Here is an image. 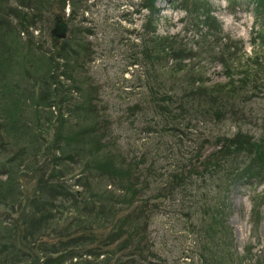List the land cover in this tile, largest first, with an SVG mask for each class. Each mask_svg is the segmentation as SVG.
I'll return each mask as SVG.
<instances>
[{
  "label": "rangeland",
  "instance_id": "1",
  "mask_svg": "<svg viewBox=\"0 0 264 264\" xmlns=\"http://www.w3.org/2000/svg\"><path fill=\"white\" fill-rule=\"evenodd\" d=\"M11 1L9 5L18 4ZM192 1L155 0L149 14V11L141 8L142 0H67L66 3L50 0L53 13L59 14L63 21L68 20L73 10L72 26L68 25L65 34L69 37V29L78 28L76 39L80 40L81 46L79 41L70 45H74L71 53L79 50L74 57L84 59L86 55L79 77L83 79L85 76L88 83H82L81 87H95L100 101L107 103L114 130L122 136L126 152L135 160L141 161L146 157L147 162L154 163L157 169L171 165L186 171L190 163H198L196 157L199 152H202V156L216 148L212 143L213 138H209L216 134L231 136L239 131L250 143L264 132V89L252 93L248 96V102L239 105L244 106L245 116L234 111L228 119H215L211 115V119L199 121L192 116L189 122L175 119L177 123L169 115L159 113L162 81L178 86L175 80H180L183 73L188 71L195 80L203 81L209 87L225 84L233 78L236 80L252 75L250 72L254 69L256 58H264V37H258L264 23L262 15L256 11V0H203L204 8L208 5L214 17V20L206 23L201 16L203 12L199 14L201 22H196L194 14L186 10L188 5L193 6ZM53 13L48 14L51 27L44 26L42 29L40 25V29L33 32L37 36L35 39L47 51L36 56L31 54L37 66L50 60L47 55L56 45L59 44L56 48L59 51V47L65 43V39L60 37L62 21L55 25ZM147 18L156 20L157 35L171 36L194 51V54L178 59L183 67L178 74L171 76L166 72L167 66L174 63L171 58L155 62L154 66L146 62L143 52L148 50V43L145 37H151L146 31ZM201 34L207 36L204 46L207 50L203 52L197 46L202 39ZM222 54L227 58L226 65L220 61ZM22 66H9L8 69L13 71L7 80L13 84L0 86V220H3L0 223V264H95L93 256L86 255V251L91 249L88 246L75 248L83 252L81 257L85 260H81L82 263L77 257L68 255L56 258L62 252V247L75 246L84 239L81 230L71 222L70 215L64 212L58 224H50L51 227L45 229L39 226L46 222L45 216L40 219L34 208L31 211L19 208L20 203L28 204L29 198L36 193L41 175L50 176L54 156L59 154L50 146L55 133L56 108L46 107L52 100L45 91V87H50L49 83H44L43 78L37 80L41 77L39 70L30 71L28 75ZM254 77L256 87H264V66L258 69ZM250 81L248 79L247 87H254L255 82ZM171 88L178 90L180 87ZM34 92L33 96L39 94V109L30 101L29 95ZM134 105H137L136 109L132 108ZM36 132L41 134V139L34 135ZM247 149L249 147L240 149L235 160L248 162L250 155ZM68 163L57 167L60 168L61 179L69 186L75 182V178L73 169H65L70 167L71 163ZM184 163L186 169L182 166ZM151 179L157 185L162 184L160 177L151 176ZM197 183L199 185H188L186 189L177 186L171 192L166 190L153 200L159 207L149 227L154 256L146 263L205 264L202 260L203 249L207 246L205 233L198 231L200 217L204 214L190 208L195 199L206 191V187L200 185L202 182ZM72 188L80 189L76 185ZM40 196L46 203L51 198V192L46 190ZM263 196L264 182L258 179L229 185L223 195L221 206L224 210L222 221L225 234H220L219 241L222 248L225 247L223 250L230 248L234 252L235 264H264ZM15 201H19V204ZM37 202L39 205V200ZM253 205L259 207L256 224L250 221ZM23 212L27 213L26 222L22 224L26 248L19 243V235L11 228L12 225L10 229L7 227L10 220H16ZM54 213L59 216L58 210ZM225 228L229 229L230 234ZM245 254L247 257L243 258ZM101 258L102 255L99 260ZM226 262L218 260L213 264Z\"/></svg>",
  "mask_w": 264,
  "mask_h": 264
},
{
  "label": "trees",
  "instance_id": "2",
  "mask_svg": "<svg viewBox=\"0 0 264 264\" xmlns=\"http://www.w3.org/2000/svg\"><path fill=\"white\" fill-rule=\"evenodd\" d=\"M14 1L18 4L13 6L9 5L10 2L12 3L11 0H0V86L9 87L13 84L11 82L9 84L7 80L9 73L13 71L8 69L9 66L13 68V65H23L22 68L28 75L30 71L41 72V77L37 80L43 78L44 83H49L50 87H45V91L52 99L46 107L56 108L55 133L50 146L61 154L54 156V166L51 168L50 176L41 175L35 191V194H39L30 197L28 204L22 205L19 201L15 203L19 204L22 210L31 211L34 208L35 214L39 215L40 219L45 216L46 222L39 224L45 229L51 227L50 224H58L64 212L71 216V222L81 230L84 239L75 246L62 247V252L56 258L68 255L71 258L77 257L79 263H82L81 260H85L81 257L83 252H78L75 248L88 246L91 249L86 251V255L93 256L95 264L98 262L148 264L146 261L154 256L149 235L150 221L159 208L153 200L166 190L171 192L177 186L186 189L188 185L202 182L200 185L205 186L206 191L199 199H195L190 207L204 214L200 217L201 222L198 225V231L205 233L204 240L207 245L203 249L202 260L205 264H213L218 260L227 261L226 264H235L234 252L230 248L223 250L225 247L222 248L219 241L220 234H225L222 199L229 185L245 183L251 179L264 182L262 180L264 179V132L250 143L239 131L231 136L216 134L209 137L213 138L212 143L216 148L202 156V152H199L196 165L190 163L186 169L184 163L182 166L186 171L175 169L171 165L157 169L154 163L147 162L146 157L141 161L135 160L124 149L120 133L114 130V121L107 103L100 101L95 87H81L82 83H88V78L79 77L81 68L86 62V55L84 59H81V56L74 57L79 50L74 54L71 53L74 45H70L79 41L78 44L81 46L80 40L76 39L78 28L69 29V37L65 34L68 25L72 26L70 22L73 10L68 20L63 21L59 14L53 13L54 7L50 4V0ZM60 1L66 3L67 0ZM154 1L142 0L141 8L152 12ZM192 3L193 6L188 5L186 10L189 14H194L196 22H201L199 17L201 12L205 23L214 20L208 5L204 8L203 0H193ZM255 3L256 11L262 15L264 23V0H256ZM49 13H53L55 25L59 20L62 21L60 37L65 39V43L59 47V51L56 50L58 44L51 50V54L47 55L50 64L45 61L44 65L37 66L38 64L32 61L31 54L36 56L40 52L47 51L35 39L37 36L33 32L35 29H40V25L42 29L44 26L51 27ZM147 21L146 31L151 37H145L148 43V50L145 49L143 52L146 62H151L154 66L155 62L167 61L171 58L174 63L167 66L166 72L171 76L178 74L183 69L178 59L188 54L192 55L194 51L171 36L157 35L156 20L147 18ZM51 36L53 37L54 34ZM258 37H264V28L259 31ZM201 38L197 46L203 52L207 50V47H204L207 44L206 34H201ZM226 59L223 54L220 55V61L224 65ZM253 66L254 69L250 72L252 77L248 74L242 79L233 78L225 84L218 83L210 87L203 81L195 80L188 71L183 73L180 80H175L178 86L162 81L160 83L162 105L160 110L158 109L159 113L169 115L170 119L177 123L175 119L180 118L189 122L192 116L199 121H204L205 118L211 119V115L215 119L219 117L228 119L234 111H237L238 115L245 116L244 106L239 105L248 102V96L252 93L264 89V87H256V77H254L258 69L263 68L264 58L257 57ZM248 79L251 80L250 83L255 82L254 87H247ZM171 87L180 88L175 90ZM157 92L159 91L155 93ZM34 94L35 92L29 95L30 101L36 109H39L41 106L37 103L39 94L33 96ZM135 107L137 105L132 106L133 109H136ZM173 112L175 115H172ZM170 119L166 118L167 121H171ZM34 135L37 139L39 137L41 139L40 133L36 132ZM243 147H249L248 162L235 160L236 153ZM67 161L71 165L65 169H73L75 178V182L69 186L61 179L62 174L57 167ZM151 176L160 177L162 184L157 185ZM74 185L79 186L80 189H73ZM46 190L51 192V198L45 203L40 193L43 194ZM34 200H39V205ZM29 203L32 205L30 206ZM258 208V205H253L250 220L253 223L258 217ZM56 210L59 216L55 215ZM25 215L27 213H20L16 220L7 223L9 229L12 225L11 228L16 230L19 243L24 248L27 247L23 242L26 236L22 227L26 222ZM2 222L3 220H0V223ZM225 231L230 234L229 229L225 228ZM226 236H228L227 232ZM101 255L102 258L99 260ZM242 257L246 258L247 255Z\"/></svg>",
  "mask_w": 264,
  "mask_h": 264
}]
</instances>
